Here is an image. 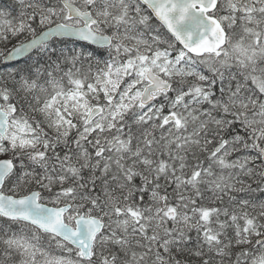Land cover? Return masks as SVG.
<instances>
[{"label":"snow or ice","instance_id":"6c2138e0","mask_svg":"<svg viewBox=\"0 0 264 264\" xmlns=\"http://www.w3.org/2000/svg\"><path fill=\"white\" fill-rule=\"evenodd\" d=\"M0 264H264V0H0Z\"/></svg>","mask_w":264,"mask_h":264}]
</instances>
